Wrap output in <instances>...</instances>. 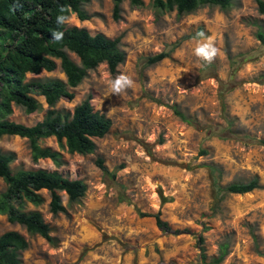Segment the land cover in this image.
<instances>
[{"label":"rangeland","instance_id":"obj_1","mask_svg":"<svg viewBox=\"0 0 264 264\" xmlns=\"http://www.w3.org/2000/svg\"><path fill=\"white\" fill-rule=\"evenodd\" d=\"M141 1L132 7L123 0L114 21L112 0H89L82 5L86 20L72 14L65 22L92 35L120 37L125 57L114 74L105 64L88 71L70 89L73 99H61L54 109L71 114L90 97L93 109L112 126L94 139L96 149L88 155L69 154L54 138L41 141L62 154L59 168L47 159L34 163L26 139L0 137V153L14 155L13 173L57 171L87 187L75 203L60 193L65 212L58 215L49 212L46 191L40 192L43 205H25L26 212L42 215L51 242L10 224L5 215H0V235L13 231L27 241L20 264H203L200 249L209 263L223 243L228 254L220 264H264V145L259 143L264 140V44L256 37L257 31L264 34V14L255 0H236L227 10L206 6L181 17L157 12L152 0ZM201 32L219 50L210 63L194 55ZM159 53L167 57L146 64ZM68 56L80 64L74 54ZM120 74L133 86L115 94L110 82ZM55 79L65 81L59 66L26 77ZM35 98L39 111L25 114L13 105L7 119L25 126L40 122L48 107L43 97ZM98 159L115 173L112 184ZM253 178L258 188L250 193L225 191ZM5 191L0 179V196ZM155 214L176 233L159 230Z\"/></svg>","mask_w":264,"mask_h":264},{"label":"trees","instance_id":"obj_2","mask_svg":"<svg viewBox=\"0 0 264 264\" xmlns=\"http://www.w3.org/2000/svg\"><path fill=\"white\" fill-rule=\"evenodd\" d=\"M123 0H112V19L119 20L120 4ZM236 0H152L153 8L159 13L175 11L178 17L188 15L202 7H218L227 10ZM89 0H0V137L16 136L26 139L29 144L31 160L36 163L47 159L59 168L63 165L62 154L40 142L54 138L61 150L69 154L88 155L94 153V139L103 138L112 126L111 120L91 105L90 97L76 106L72 113H61L54 106L61 100L73 99L70 89L77 87L88 71L105 64L110 74L124 61L120 49V37L110 39L102 34H90L77 27L57 24V17L68 18L75 14L78 19H87L82 5ZM257 11L264 14V0H255ZM132 7H140L141 0H130ZM65 11L61 13L60 9ZM62 32L63 39L55 41L53 32ZM257 39L264 44V34L257 31ZM68 53L74 54L80 64L73 62ZM167 57L159 53L146 60V64H156ZM57 62L59 64H57ZM59 66L65 81L55 79L45 82L26 81L27 75H38L42 71L52 72ZM35 96L43 97L48 109L44 118L32 126L9 121L12 106L21 107L25 114L40 110ZM175 114L184 122L190 123L180 112ZM264 145V140L259 141ZM12 153H0V179L6 184V191L0 196V215H5L10 224L22 226L30 235H38L51 242L50 228L38 211L26 212L25 205L40 207L44 204L41 191L49 196L48 210L52 215L65 212L60 193L67 196L69 203L78 202L84 197L87 187L80 180H70L57 171L18 170L13 173L10 164ZM97 167L109 184L115 180L102 160ZM258 188V179L253 178L244 184H232L225 191L231 194H246ZM140 216L149 215L140 213ZM159 230L173 232L171 227L160 219L159 214L152 216ZM173 233H176L174 231ZM203 243V238L198 239ZM27 241L17 232L0 235V264H20L19 253L26 250ZM203 264H220L228 254V243L219 247L216 258L205 263L204 249H200Z\"/></svg>","mask_w":264,"mask_h":264},{"label":"clouds","instance_id":"obj_3","mask_svg":"<svg viewBox=\"0 0 264 264\" xmlns=\"http://www.w3.org/2000/svg\"><path fill=\"white\" fill-rule=\"evenodd\" d=\"M61 13L65 11L64 8L60 9ZM68 17L65 15H59L57 17V24H63L67 21ZM203 39L196 42V47L194 48V55L198 58L211 62L218 54V49L214 46L213 39L211 37H204V33L197 34ZM55 41H60L63 39V33L56 31L52 34ZM133 86V80L124 74L118 75L114 80L110 82L111 91L115 94H119L127 88Z\"/></svg>","mask_w":264,"mask_h":264}]
</instances>
